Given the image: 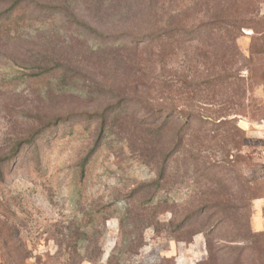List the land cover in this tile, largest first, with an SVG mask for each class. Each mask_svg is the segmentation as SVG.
<instances>
[{
  "label": "rangeland",
  "instance_id": "obj_1",
  "mask_svg": "<svg viewBox=\"0 0 264 264\" xmlns=\"http://www.w3.org/2000/svg\"><path fill=\"white\" fill-rule=\"evenodd\" d=\"M19 1L0 264H264V0Z\"/></svg>",
  "mask_w": 264,
  "mask_h": 264
},
{
  "label": "trees",
  "instance_id": "obj_2",
  "mask_svg": "<svg viewBox=\"0 0 264 264\" xmlns=\"http://www.w3.org/2000/svg\"><path fill=\"white\" fill-rule=\"evenodd\" d=\"M13 3H14V5L10 8V11L4 13V14H6L5 18H2L0 20V36H1V34H3V32L5 33L9 30V26H8L9 24L15 25L16 26L15 29H17V28L23 26V23H25L28 20L29 13L25 9V6H23L24 4H22V2L19 0L14 1ZM6 20H9L10 23L4 22ZM160 35H162V34L156 33V34H152L151 36L148 35L145 38H147L148 40L157 41L159 39H162V37ZM143 40L144 39H142L141 42H143ZM146 43H148V42H146ZM186 116H187L186 122H187L189 128L192 126L193 120L200 119L199 116H193L192 114H189V113L186 114ZM156 121H159V119ZM155 122H154V124H155ZM158 126H163V122L159 123ZM183 135H185V133ZM166 170H167V167H166V165H164L162 168V176H165Z\"/></svg>",
  "mask_w": 264,
  "mask_h": 264
}]
</instances>
